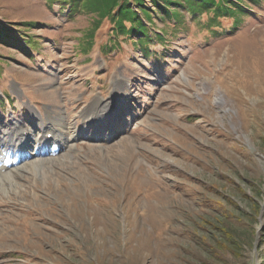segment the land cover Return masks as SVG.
Returning <instances> with one entry per match:
<instances>
[{
  "label": "rangeland",
  "instance_id": "rangeland-1",
  "mask_svg": "<svg viewBox=\"0 0 264 264\" xmlns=\"http://www.w3.org/2000/svg\"><path fill=\"white\" fill-rule=\"evenodd\" d=\"M245 6L214 36L211 15L154 16L158 59L58 2L0 0V33L25 35L0 44V138L56 113L73 137L0 175V264H264V1Z\"/></svg>",
  "mask_w": 264,
  "mask_h": 264
},
{
  "label": "trees",
  "instance_id": "trees-1",
  "mask_svg": "<svg viewBox=\"0 0 264 264\" xmlns=\"http://www.w3.org/2000/svg\"><path fill=\"white\" fill-rule=\"evenodd\" d=\"M50 3L58 2L60 13L67 14L72 17L75 14H82L91 17L92 28L88 30L91 34L108 21L111 25V35L114 41L119 37H124L125 41L138 47L141 54L147 57H161L154 50H150L153 43L152 27L153 17L157 16L159 20L171 17V21L176 22L181 27L182 21L179 18L180 8H185L193 16L201 17L204 14L211 15L208 24L211 25L209 30L210 35L214 36L215 32L212 28H219L216 23L218 19L226 17L233 19L236 25L242 16H245V5L263 2L264 0H48ZM245 6V7H244ZM25 27L33 29L32 24ZM1 30V26H0ZM88 31L81 36L82 45L87 42ZM92 31V32H91ZM180 31V30H179ZM182 31V30H181ZM20 33V32H19ZM18 33L6 32L0 33V44L9 46L11 41L18 38ZM161 31V35H155L157 43H165L167 37ZM25 36V35H24ZM23 36V37H24ZM161 36V37H160ZM110 48L118 46L116 42L111 41ZM11 46V45H10ZM86 46V45H85ZM86 54L84 46L80 51Z\"/></svg>",
  "mask_w": 264,
  "mask_h": 264
},
{
  "label": "bare ground",
  "instance_id": "bare-ground-1",
  "mask_svg": "<svg viewBox=\"0 0 264 264\" xmlns=\"http://www.w3.org/2000/svg\"><path fill=\"white\" fill-rule=\"evenodd\" d=\"M52 115L54 114L52 113ZM48 119H51L52 122H56L57 125H53L55 127L45 130L43 135L36 134L32 143L27 141L25 145H22L26 138H23V135L18 134H13L14 136L11 138L8 136L6 138H0V175L9 176L12 174V170H15L16 166L19 165L32 167L34 164L42 161L45 155H54L61 149V146L57 144V140H60L59 142L64 141L66 135L67 138L69 137L71 140L73 139L72 136H68V132L66 133L64 131L59 113H56L55 116H51L50 118L48 116ZM48 133L52 134L51 139L54 143L51 141L46 142L47 139H45V134ZM50 146L53 147L51 150H48V147ZM43 150H45V152Z\"/></svg>",
  "mask_w": 264,
  "mask_h": 264
}]
</instances>
